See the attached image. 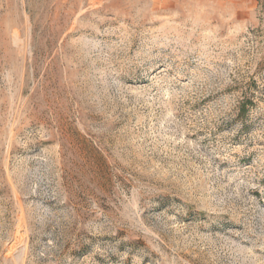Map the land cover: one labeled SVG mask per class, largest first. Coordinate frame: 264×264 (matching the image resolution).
Listing matches in <instances>:
<instances>
[{
    "label": "rangeland",
    "instance_id": "1",
    "mask_svg": "<svg viewBox=\"0 0 264 264\" xmlns=\"http://www.w3.org/2000/svg\"><path fill=\"white\" fill-rule=\"evenodd\" d=\"M0 264H264V2L0 0Z\"/></svg>",
    "mask_w": 264,
    "mask_h": 264
},
{
    "label": "trees",
    "instance_id": "2",
    "mask_svg": "<svg viewBox=\"0 0 264 264\" xmlns=\"http://www.w3.org/2000/svg\"><path fill=\"white\" fill-rule=\"evenodd\" d=\"M264 2V0H262ZM263 4V3H262Z\"/></svg>",
    "mask_w": 264,
    "mask_h": 264
}]
</instances>
